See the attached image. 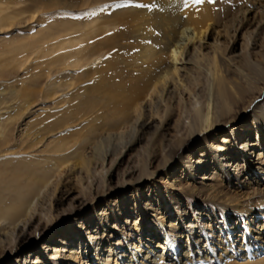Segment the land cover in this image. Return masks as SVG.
<instances>
[{
    "label": "rangeland",
    "instance_id": "obj_1",
    "mask_svg": "<svg viewBox=\"0 0 264 264\" xmlns=\"http://www.w3.org/2000/svg\"><path fill=\"white\" fill-rule=\"evenodd\" d=\"M214 2L216 11L222 6L229 10L217 28L207 32L199 53L211 56L215 46L224 49V67L231 71V80H240L243 101L233 104L223 125L203 134L190 130L194 111L187 112L201 103L194 92L197 80L210 77L209 71L203 74L204 65H193L190 75L195 77L181 88L171 83L168 101L156 91L145 95L128 124L112 136L97 138L96 156L86 167H64L40 187L28 207L30 222L18 220L16 232L5 228L7 221L0 222V264H264V0ZM82 4L83 0H0L3 9L9 7L4 13L24 12L17 17L19 24L0 29L2 111L8 106L14 113L18 108L15 91L45 81V57L37 56L41 49L68 35L77 37L93 19L103 24L121 10L141 8L136 6L139 0ZM118 4L124 6L115 7ZM245 6L249 9L242 15ZM35 7L40 11L30 20ZM235 16L245 23L235 26ZM43 40L46 45L20 66L23 56L13 49ZM198 45H189L191 54ZM245 63L257 65L263 72L260 78ZM83 70L69 68L62 75L77 79ZM111 107L93 113L99 116L97 123L107 119ZM26 116L23 124L33 117ZM142 121L150 127L141 130ZM45 124L43 120L30 130ZM243 127L255 144L248 149L235 136ZM76 128H70V134ZM131 135L142 140L122 147ZM223 135L231 139L230 151L217 154L211 145L219 144ZM201 150L206 157H201ZM222 154L228 159L220 160ZM201 158L204 163L197 166L194 161ZM35 259L39 261H28Z\"/></svg>",
    "mask_w": 264,
    "mask_h": 264
},
{
    "label": "bare ground",
    "instance_id": "obj_2",
    "mask_svg": "<svg viewBox=\"0 0 264 264\" xmlns=\"http://www.w3.org/2000/svg\"><path fill=\"white\" fill-rule=\"evenodd\" d=\"M90 1L83 0L82 5H88ZM139 1L143 5L156 6L151 9L141 7L135 11L121 10L103 24L94 23L93 19L90 21L92 23H85L84 28L80 26L83 30L77 37L68 35L70 37L50 43L47 49L40 48V55L37 56L45 57L47 66L45 81H35L33 89L27 87L26 91H15L18 92L19 106L14 113L8 106L5 111L0 107V222L7 221L8 227L5 228L10 232L17 230L18 220L26 218L30 222V201L52 175L67 166L86 167L96 156L95 143L99 136H112L114 131L124 126L131 118V113L139 108L140 100L148 93L153 95L152 91H156L160 98L168 101L171 97L168 86L172 83L181 88L186 81L194 78L190 75L195 67L193 65H204L205 68L200 69L204 70L203 74L209 71L210 77L205 82H200V79L196 82L198 85L194 95L197 99L201 97V103L198 106L194 103L193 108L188 109L187 115L192 113V109L194 111L190 130L206 134L219 128L225 117L232 113L233 104L243 101L244 89L240 80H231V71L224 67L221 55L225 54L224 49L215 46L211 56L202 54V51L199 53L207 32L217 28L228 7L222 6L216 11L215 2L209 3L208 0L202 4L187 0V5L185 0ZM8 8L0 6V29L19 24L17 17L24 14L23 11L4 13ZM39 9L35 7L29 19L34 18ZM248 9L247 6L245 10L241 9L242 15ZM237 18L234 17L235 26L245 23L240 17ZM196 41L199 45L191 54L189 45ZM42 45L45 46L46 41H30L14 48L19 57L23 56L19 65L23 66ZM244 66L258 78L263 73L255 64L245 63ZM69 68L84 70L75 79V76L62 75ZM91 79H95V82L89 85ZM111 104L105 116L107 119L97 123L99 116H93V113ZM168 107L164 110L166 115L170 112ZM26 115L33 117L23 124ZM43 120L46 123L44 126L30 130L31 126ZM139 126L141 130H146L150 122L142 121ZM73 127L81 129L76 128L70 134V128ZM247 135L246 127L237 129L235 133L240 145L248 149L255 144L252 137ZM140 140L142 137L131 135L122 147ZM179 141L182 146L185 139ZM230 141L227 135H223L219 144L211 147L217 154L221 151L228 153ZM200 155L206 157L207 154L201 150ZM228 156L222 154L219 158L225 161ZM4 157L7 159L3 161ZM194 162L197 166L204 163L203 158ZM51 163L53 166H50ZM255 262L257 264V260Z\"/></svg>",
    "mask_w": 264,
    "mask_h": 264
},
{
    "label": "snow or ice",
    "instance_id": "obj_3",
    "mask_svg": "<svg viewBox=\"0 0 264 264\" xmlns=\"http://www.w3.org/2000/svg\"><path fill=\"white\" fill-rule=\"evenodd\" d=\"M205 2V0H195V3L196 4H202V3H204ZM208 2L209 3H213L214 2V0H208ZM185 3H186V5H187V0H185ZM124 5H116L115 7H117V8H119V7H123ZM137 7H147V8H149V9H151V8H153V7H155L156 5H143V4H137L136 5ZM173 55L175 56L176 55V53L175 52H173Z\"/></svg>",
    "mask_w": 264,
    "mask_h": 264
}]
</instances>
